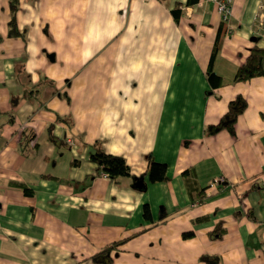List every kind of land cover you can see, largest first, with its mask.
Here are the masks:
<instances>
[{"label": "crops", "instance_id": "1", "mask_svg": "<svg viewBox=\"0 0 264 264\" xmlns=\"http://www.w3.org/2000/svg\"><path fill=\"white\" fill-rule=\"evenodd\" d=\"M18 1L13 36L0 0V264H264V76L233 81L264 0H232L231 34L210 0ZM238 95L233 132L206 134ZM94 142L131 176L98 173Z\"/></svg>", "mask_w": 264, "mask_h": 264}, {"label": "trees", "instance_id": "2", "mask_svg": "<svg viewBox=\"0 0 264 264\" xmlns=\"http://www.w3.org/2000/svg\"><path fill=\"white\" fill-rule=\"evenodd\" d=\"M18 0H9V8H10V20L8 22V32L9 35H19V32L16 27V12L19 6ZM171 14L173 18L177 20L179 15L178 9H172ZM220 45V34L217 35L212 49L211 61L218 50ZM256 76H264V49L253 46L249 49V53L246 56L244 62L239 65L236 69L235 75L233 77L234 82H242L249 80ZM207 80L212 85H221V79L216 76L210 69L207 73ZM247 103L245 99L238 95L233 100L228 102L226 112L220 117L219 121L215 125H209L205 127L204 132L206 134H214L220 130H226L230 133L234 130V125L237 121V118L242 114L245 110ZM93 151L89 154V159L96 164V171L98 173H104L111 179H116L119 177H127L131 176L130 167L125 161V159L121 156L106 153L101 145L98 142L93 143ZM147 178L151 183L161 182L167 180L166 175V165L164 163L156 162L154 160L149 159L148 167H147ZM187 174H190L188 170L182 172V176L185 177ZM26 193H29L27 189H24ZM143 216L145 218L149 217V210L147 206L143 208ZM202 218L198 219L201 220ZM221 231L219 229H215L213 231V235L215 237L220 236ZM185 236H190V233L185 234ZM120 244L121 241L116 242ZM115 244L107 245L100 252L95 255V259L100 260L102 258H108V253ZM201 260H203L207 264H216L217 257H213L210 255H201Z\"/></svg>", "mask_w": 264, "mask_h": 264}, {"label": "built area", "instance_id": "3", "mask_svg": "<svg viewBox=\"0 0 264 264\" xmlns=\"http://www.w3.org/2000/svg\"><path fill=\"white\" fill-rule=\"evenodd\" d=\"M214 6L216 11L220 15V19L223 23L227 25V34H231L233 31L232 26L229 24V19L231 16V3L232 0H210ZM261 10V8H259ZM255 22L258 26L259 33L264 37V13L259 11L255 16ZM102 176H106V174L101 173ZM223 180L221 178L213 179L209 186L210 187H218L220 184H222Z\"/></svg>", "mask_w": 264, "mask_h": 264}, {"label": "water", "instance_id": "4", "mask_svg": "<svg viewBox=\"0 0 264 264\" xmlns=\"http://www.w3.org/2000/svg\"><path fill=\"white\" fill-rule=\"evenodd\" d=\"M252 40H254V39H252Z\"/></svg>", "mask_w": 264, "mask_h": 264}]
</instances>
